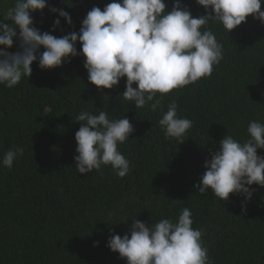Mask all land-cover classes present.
Segmentation results:
<instances>
[{
  "label": "trees",
  "instance_id": "16d2710c",
  "mask_svg": "<svg viewBox=\"0 0 264 264\" xmlns=\"http://www.w3.org/2000/svg\"><path fill=\"white\" fill-rule=\"evenodd\" d=\"M82 1L64 0L56 8L70 14L71 26L49 13L34 27L58 38L79 32L88 11L113 2ZM164 2L170 12L174 0ZM14 5L15 0H0V22L12 24L7 13ZM181 5L193 18L211 13L195 0ZM57 18L60 25L54 28ZM204 30L222 45L223 59L209 77L157 93L161 108L156 111L135 108L118 96L126 77L112 89L98 90L80 55L53 69L42 70L34 61L29 78L22 76L12 88L0 84V264H127L107 247L111 235H130L135 219L146 227L161 219L176 222L185 207L192 227L203 233L211 264H264V187L248 186L254 191L247 201L239 194L223 201L210 189L201 194L194 188L206 171L205 160L226 135L243 143L250 121L264 124V23L249 15L228 33L215 21ZM80 47L77 41V52ZM6 50L19 51V40ZM105 94L109 99L102 98ZM173 101L177 116L193 122L179 144L159 125ZM82 111H106L110 120L127 118L133 125L129 139L118 145L130 162L123 178L110 165L86 174L75 169L81 123L76 117ZM16 147L23 155L11 168L3 166L5 153ZM257 155L264 157V149Z\"/></svg>",
  "mask_w": 264,
  "mask_h": 264
},
{
  "label": "clouds",
  "instance_id": "9594fccd",
  "mask_svg": "<svg viewBox=\"0 0 264 264\" xmlns=\"http://www.w3.org/2000/svg\"><path fill=\"white\" fill-rule=\"evenodd\" d=\"M207 13L193 18L181 0H174L166 12L164 0H113L103 10L93 7L81 22L79 32L56 37L34 27L31 12L48 7L47 0H15L7 16L12 24L0 22V84L12 88L22 76L32 74L31 64L38 62L42 70L61 67L70 57H84L83 67L88 80L98 90L112 89L126 77L121 96L134 102L135 108L146 105L152 111L161 108V96L173 89L183 88L212 74L213 66L223 59V47L211 30L201 31L209 21L222 24L227 31L235 29L251 15L264 23L262 0H195ZM58 13L67 25H72L70 14L63 9L49 8ZM59 27L60 19L53 22ZM17 30L19 34L17 35ZM14 38L19 40V51L10 53ZM81 47L79 52L76 43ZM43 47L44 51L39 52ZM133 84L136 87H133ZM102 98H108L107 94ZM75 133V169L79 174L99 171L110 165L118 177L130 171V162L118 150L134 131L127 118L110 120L106 111L93 115L82 111ZM166 138L179 143L186 140L193 122L177 116L173 101L159 120ZM249 139L241 143L226 135L219 148L205 160L206 171L194 188L201 194L207 190L226 201L230 194H239L250 200L256 184L264 187V157L257 155L264 149V124L250 121ZM23 148L9 149L2 160L11 168ZM191 211L182 209L176 222L161 219L155 225L135 219L129 234L111 235L107 247L126 258L127 264H211L204 247L202 231L192 227ZM95 246V242H94Z\"/></svg>",
  "mask_w": 264,
  "mask_h": 264
},
{
  "label": "rangeland",
  "instance_id": "374dc122",
  "mask_svg": "<svg viewBox=\"0 0 264 264\" xmlns=\"http://www.w3.org/2000/svg\"><path fill=\"white\" fill-rule=\"evenodd\" d=\"M64 0H47L48 7H46L42 11L31 12L34 24H39L44 21L46 16L50 13L49 8L54 7L57 8ZM71 2L80 3V0H69ZM7 51V50H6Z\"/></svg>",
  "mask_w": 264,
  "mask_h": 264
},
{
  "label": "water",
  "instance_id": "95a60500",
  "mask_svg": "<svg viewBox=\"0 0 264 264\" xmlns=\"http://www.w3.org/2000/svg\"><path fill=\"white\" fill-rule=\"evenodd\" d=\"M80 1H81V2H80V3H78V4H82V3H83V1H82V0H80ZM74 3H76V2H74ZM61 4H62V3H61ZM61 4H60V5H61ZM60 5H59V6H60ZM59 6H58V7H59ZM58 7H57V8H58ZM48 15H49V14H48ZM48 15H47V16H48ZM47 16H46V18H47ZM46 18H45V19H46ZM45 19H44V20H45ZM41 23H42V22H41ZM41 23H39V24H41Z\"/></svg>",
  "mask_w": 264,
  "mask_h": 264
}]
</instances>
